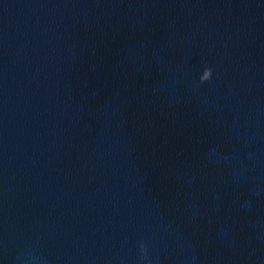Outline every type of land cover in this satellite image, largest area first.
<instances>
[{"label": "water", "instance_id": "water-1", "mask_svg": "<svg viewBox=\"0 0 264 264\" xmlns=\"http://www.w3.org/2000/svg\"><path fill=\"white\" fill-rule=\"evenodd\" d=\"M0 264H264V0H0Z\"/></svg>", "mask_w": 264, "mask_h": 264}, {"label": "clouds", "instance_id": "clouds-1", "mask_svg": "<svg viewBox=\"0 0 264 264\" xmlns=\"http://www.w3.org/2000/svg\"><path fill=\"white\" fill-rule=\"evenodd\" d=\"M212 72L211 69H205L202 76L200 77V82L205 83L211 79Z\"/></svg>", "mask_w": 264, "mask_h": 264}]
</instances>
